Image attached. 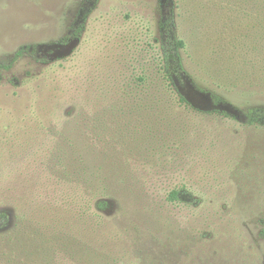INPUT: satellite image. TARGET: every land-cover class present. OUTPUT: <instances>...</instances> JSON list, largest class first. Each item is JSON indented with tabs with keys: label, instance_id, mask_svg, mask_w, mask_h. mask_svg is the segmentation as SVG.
<instances>
[{
	"label": "rangeland",
	"instance_id": "obj_1",
	"mask_svg": "<svg viewBox=\"0 0 264 264\" xmlns=\"http://www.w3.org/2000/svg\"><path fill=\"white\" fill-rule=\"evenodd\" d=\"M80 1L0 0V62L10 65L0 71V264H264V126L211 113L188 80L178 85L199 110L180 103L162 71L157 0H100L78 44L46 49L50 62L14 58L65 36ZM176 5L194 80L240 108L264 106L254 3ZM74 154L94 167L90 197L108 185L105 162L130 156L119 164L138 181L134 194L118 188L97 208L110 221L105 243L87 242L104 228L82 217L54 235L41 210L46 176ZM176 189L198 207L170 203Z\"/></svg>",
	"mask_w": 264,
	"mask_h": 264
},
{
	"label": "trees",
	"instance_id": "obj_2",
	"mask_svg": "<svg viewBox=\"0 0 264 264\" xmlns=\"http://www.w3.org/2000/svg\"><path fill=\"white\" fill-rule=\"evenodd\" d=\"M254 3V6L258 8L262 19L259 21V27L263 30L264 36V0H249ZM100 0H81L75 14L73 22L70 24L65 36L61 37L58 41L50 43H36L20 46L14 53V58H21L30 56L37 61L50 62L53 60L49 53L45 52L49 48H64L71 44H78L85 31L86 24L89 17L95 11ZM157 7L159 13V48L162 54V71L169 85L179 97L180 103L194 110L196 109L192 103L186 98L178 83L183 84L184 80H188L190 84L199 93L209 97L215 106L211 110V113L218 114L219 116L228 117L233 120L239 121L246 125H258L264 126V106H249L240 108L239 106L231 104L226 98L218 93L210 91L205 87L199 85L191 74L186 69L183 61L182 52L186 49V44L183 39L179 37L178 26L176 23V0H157ZM10 67L7 63L0 62V71H6ZM227 106L229 109L220 107ZM130 153H132L130 151ZM77 156V157H76ZM130 156L124 158H109V161L105 162L106 168L110 169V176L108 177V185L102 187L99 192L98 186L94 185V196L84 195L83 186L91 185L88 181L87 172L93 176L92 169L94 168L92 163L90 164L85 159H81L79 155L74 154L73 157H69L66 160V164L62 169L55 168L52 174L46 176V182L49 183L51 190L53 191L46 204H42L41 210L53 223L54 235L68 232L70 234L72 230L67 227L70 226L72 220L79 221V217L86 220L85 225L89 226V223H94L96 228L99 226L104 228L103 238H98L96 241L90 240L91 244L104 240H108L111 236L108 226L110 221L106 216L100 214L97 208L103 209V200L106 197H112L113 193H119V189L123 187L124 192L127 195L129 193L134 194V183H138L134 174L125 167L127 160ZM133 158V156H131ZM126 164H119V162ZM62 164V162L57 161ZM115 164L117 167L115 168ZM63 165V164H62ZM119 168V172L116 173V169ZM128 168V167H127ZM107 178V177H106ZM101 181L100 177L93 179V182ZM104 182V180H103ZM104 184V183H102ZM147 198V195H145ZM167 200L172 204H182L189 207H198L199 201L186 189H176L169 192ZM78 219V220H77ZM8 217L5 214L0 215V226L7 224ZM88 221V222H87ZM90 223V224H91ZM72 226L77 225L72 223ZM108 232V233H107ZM110 235V236H108ZM106 238V239H105ZM83 238H81L82 240ZM84 241V240H83ZM101 242V243H102ZM90 246V244H89ZM102 246V245H101Z\"/></svg>",
	"mask_w": 264,
	"mask_h": 264
}]
</instances>
